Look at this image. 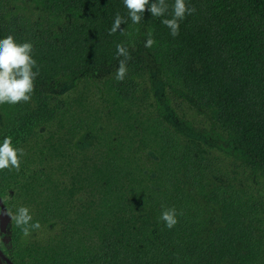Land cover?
I'll return each instance as SVG.
<instances>
[{"label": "trees", "instance_id": "16d2710c", "mask_svg": "<svg viewBox=\"0 0 264 264\" xmlns=\"http://www.w3.org/2000/svg\"><path fill=\"white\" fill-rule=\"evenodd\" d=\"M166 2L133 24L124 0H0V39L39 65L31 100L0 104L25 151L0 197L40 223L11 218L13 264H264V0H186L176 37Z\"/></svg>", "mask_w": 264, "mask_h": 264}, {"label": "clouds", "instance_id": "9594fccd", "mask_svg": "<svg viewBox=\"0 0 264 264\" xmlns=\"http://www.w3.org/2000/svg\"><path fill=\"white\" fill-rule=\"evenodd\" d=\"M124 6L128 10V18L133 24H139L144 17L145 11L151 13L153 17H163L168 12L169 5L166 0H124ZM194 7L188 6L186 0H174L172 5V18H165L161 22L170 29V34L176 37L179 34V22L186 15L195 13ZM127 19L119 13L116 14L114 22L109 30V35L120 31L124 34L123 24ZM155 43L152 33H148L145 47L151 48ZM116 55L119 65L116 72V80L123 81L127 75V63L130 59L128 47L123 43L116 45ZM123 57V59H119ZM35 69V70H34ZM39 75V65L33 58V45L30 42L17 43L12 35L0 39V104H17L29 102L34 92V82ZM25 151L23 148L14 147L12 138L6 136L0 144V170L15 168L20 169L21 161ZM11 215V213H9ZM178 213L173 208H164L160 216L166 227L171 229L177 223ZM17 227H20L24 235L27 236L32 230H38L40 223H32L33 217L27 207L21 206L15 215L11 217Z\"/></svg>", "mask_w": 264, "mask_h": 264}, {"label": "water", "instance_id": "95a60500", "mask_svg": "<svg viewBox=\"0 0 264 264\" xmlns=\"http://www.w3.org/2000/svg\"><path fill=\"white\" fill-rule=\"evenodd\" d=\"M11 221V215L7 211L3 201L0 197V233L3 235V241L8 242V226ZM4 260L7 264H13V262L3 253L0 247V264L1 260Z\"/></svg>", "mask_w": 264, "mask_h": 264}, {"label": "flooded vegetation", "instance_id": "af4514ba", "mask_svg": "<svg viewBox=\"0 0 264 264\" xmlns=\"http://www.w3.org/2000/svg\"><path fill=\"white\" fill-rule=\"evenodd\" d=\"M2 237L3 235L0 233V247L3 251V253L8 257V255L5 253V249L8 247V243H5L3 240H2ZM1 264H7L3 259L1 260Z\"/></svg>", "mask_w": 264, "mask_h": 264}, {"label": "rangeland", "instance_id": "374dc122", "mask_svg": "<svg viewBox=\"0 0 264 264\" xmlns=\"http://www.w3.org/2000/svg\"><path fill=\"white\" fill-rule=\"evenodd\" d=\"M2 240H3V237H2ZM1 241V240H0Z\"/></svg>", "mask_w": 264, "mask_h": 264}]
</instances>
